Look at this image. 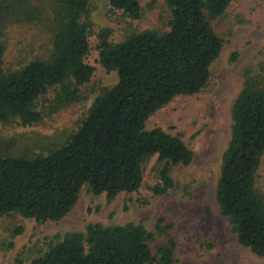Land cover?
Returning a JSON list of instances; mask_svg holds the SVG:
<instances>
[{"label":"trees","instance_id":"obj_1","mask_svg":"<svg viewBox=\"0 0 264 264\" xmlns=\"http://www.w3.org/2000/svg\"><path fill=\"white\" fill-rule=\"evenodd\" d=\"M6 0H0V12ZM52 47L17 70L2 66L0 41V122L28 125L41 113L35 102L58 87L56 102L76 101L93 67L85 63L89 50L83 19L88 0H50ZM231 0H164L169 11L165 31L133 32L121 42H109L107 28L98 32V62L116 74V83L92 102L66 141L47 154H4L0 151V217L16 213L36 221H59L75 205L82 186L107 199L134 192L142 181L143 163L156 155L162 194L174 187L170 169L186 165L192 151L179 135L159 127L147 129V119L179 95L201 91L223 40L213 22ZM110 8L137 19V0H108ZM1 30V27H0ZM236 54H233V58ZM230 132L220 158L215 201L239 245L264 257V195L256 184L264 153V56L243 72V83L232 102ZM163 230L159 224L155 227ZM19 231V230H17ZM153 234L136 223L104 226L90 223L81 232L56 236L31 264H172L174 241L168 238L153 252Z\"/></svg>","mask_w":264,"mask_h":264},{"label":"rangeland","instance_id":"obj_2","mask_svg":"<svg viewBox=\"0 0 264 264\" xmlns=\"http://www.w3.org/2000/svg\"><path fill=\"white\" fill-rule=\"evenodd\" d=\"M107 1L88 0L83 19L89 50L84 61L93 67V73L78 87L77 100L58 105L55 96L59 88H51L35 102V109L41 113L38 122H0L2 153L31 157L47 154L76 130L93 100L116 83L115 72H107L98 62L99 30L109 29L108 40L115 43L133 32L168 28L169 11L164 0H137L141 8L137 19L111 9ZM52 16L50 0L5 1L0 12L5 71L48 56ZM213 25L223 46L210 66L205 87L193 95L174 97L145 123L147 129L159 127L179 135L193 153L188 164L171 167L174 187L162 194L153 193L159 183L157 169L163 164L154 155L143 163L142 181L134 192H121L107 199L104 193L94 195L84 185L73 208L59 221L40 222L16 213L3 215L0 264H31L53 238L81 232L90 223L114 226L129 222L141 224L153 234L148 242L153 252L172 238V264H264V257L238 244L214 195L221 154L229 139V109L242 87L244 70L254 67L264 56V0H231ZM256 184L264 195V153ZM157 224L163 230L158 231Z\"/></svg>","mask_w":264,"mask_h":264}]
</instances>
